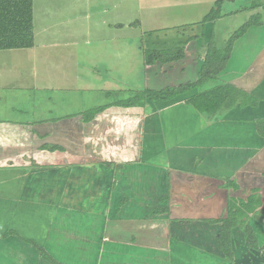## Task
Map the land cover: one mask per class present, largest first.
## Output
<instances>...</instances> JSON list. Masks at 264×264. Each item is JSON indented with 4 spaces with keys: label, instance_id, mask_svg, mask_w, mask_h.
<instances>
[{
    "label": "crops",
    "instance_id": "1",
    "mask_svg": "<svg viewBox=\"0 0 264 264\" xmlns=\"http://www.w3.org/2000/svg\"><path fill=\"white\" fill-rule=\"evenodd\" d=\"M217 1L32 0L34 45L0 50V264H230L207 221L229 195L264 198V0H221L203 25ZM252 16L216 79L121 105L199 81L209 37L223 50ZM225 84L233 108L187 104Z\"/></svg>",
    "mask_w": 264,
    "mask_h": 264
},
{
    "label": "trees",
    "instance_id": "2",
    "mask_svg": "<svg viewBox=\"0 0 264 264\" xmlns=\"http://www.w3.org/2000/svg\"><path fill=\"white\" fill-rule=\"evenodd\" d=\"M222 1L215 4L204 17L202 24L213 23L221 17ZM257 16H252L240 26L228 39L223 50H219L211 35L207 44L206 55L200 71L199 81L162 91L145 90L136 93L133 100L121 103L125 107L142 106L147 100L152 102H170L184 92L195 89L205 82L216 79L224 70L232 52L235 41L240 39L253 26L261 25ZM196 37L190 38L195 40ZM34 45L32 0H0V50L26 49ZM144 64L153 65L160 61L159 51L143 52ZM179 56L177 59L181 58ZM234 86L225 84L206 93L192 97L187 101L199 113L216 114L221 109H231L238 103V94ZM240 101L244 107L248 101ZM256 104V102H253ZM258 134L264 141V119L256 122ZM224 187L237 191L239 187L231 179H222ZM167 197L162 198V201ZM161 207V206H160ZM167 212V207H162ZM211 225H220L215 245L224 259L234 264L236 255L248 260L264 258V198L260 189L252 188L244 198L229 195L226 215L219 220L207 221Z\"/></svg>",
    "mask_w": 264,
    "mask_h": 264
},
{
    "label": "rangeland",
    "instance_id": "3",
    "mask_svg": "<svg viewBox=\"0 0 264 264\" xmlns=\"http://www.w3.org/2000/svg\"><path fill=\"white\" fill-rule=\"evenodd\" d=\"M119 1H120V0H119ZM135 5L137 6L138 4L135 3ZM237 8H239V7H237ZM226 9H228V7H226ZM241 25H242V24H241ZM201 26H202V24H199V26L196 27V29H198V30H199V28L201 29ZM187 31H188V30H187ZM187 31L185 32V34H186V35H190V31H188V32H187ZM138 46L140 47V45L137 44V48H138ZM138 55L141 56L142 53H139Z\"/></svg>",
    "mask_w": 264,
    "mask_h": 264
}]
</instances>
